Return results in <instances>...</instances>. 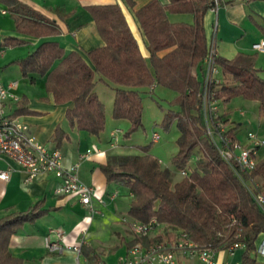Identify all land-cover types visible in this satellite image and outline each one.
Returning <instances> with one entry per match:
<instances>
[{"label":"trees","instance_id":"trees-1","mask_svg":"<svg viewBox=\"0 0 264 264\" xmlns=\"http://www.w3.org/2000/svg\"><path fill=\"white\" fill-rule=\"evenodd\" d=\"M126 1L147 41L148 64L117 4L87 8L103 41L102 47L85 53L89 63L78 52L66 53L52 41L43 42L15 63L22 77L38 75L45 79V91L52 94L56 105H70L65 114L70 128L94 137H100L105 127V108L95 93L97 82L107 84L114 92L112 118L130 124L124 138L142 126L139 89L155 84L177 93L178 112H166L162 120L165 130L175 123L179 134L175 142L177 152L172 158L174 171L163 168L148 147H141L136 155H112L100 171L108 184H117L130 195L126 213L129 220L147 223L155 219L167 235L170 231L182 232L203 249L228 250L242 244V264H255L252 254L259 235L264 233V213L207 135L202 81L194 74L209 53L211 41L205 32L204 18L215 2L168 0L163 5L151 0L136 9L131 0ZM216 2L218 7L231 1ZM0 6L13 20L15 32L21 35L45 39L59 34L56 26L20 0H0ZM168 14H189L193 23H171ZM4 45L17 47L23 42L6 38ZM213 61L225 82L208 83L212 100L223 104L233 98L255 101L258 117L264 118V80L255 68V55L238 54L231 60L215 55ZM24 104V100L18 102L15 115L26 113ZM222 126L236 139V126L230 127L228 120H222ZM66 137L57 127L51 139L56 149ZM196 150L200 156L190 168ZM185 169L189 170L187 177L173 181V172ZM250 176L258 177L264 187V158ZM44 212L36 204L26 212L0 219V264H24L9 253V241L19 227L33 223ZM136 242L142 239H136L128 249ZM83 252L89 256L90 250L83 248ZM94 257L88 259L92 262Z\"/></svg>","mask_w":264,"mask_h":264},{"label":"crops","instance_id":"crops-1","mask_svg":"<svg viewBox=\"0 0 264 264\" xmlns=\"http://www.w3.org/2000/svg\"><path fill=\"white\" fill-rule=\"evenodd\" d=\"M20 1L29 5L39 13L38 15L56 26L59 34L45 39L21 35L15 32L13 20L8 17L5 8L0 6V82L5 86L15 84V92L20 100L25 101L24 111H26V113L15 115L19 107L17 102L11 103L7 107V113L26 123L30 134L35 136L41 144L51 149L57 148L51 139L57 127H60L67 134L58 147L62 154L63 166L69 167L78 163L77 175L80 181L85 185L96 187L98 192L97 198L92 199L97 213L90 214L77 198L55 194V189L60 183V180L55 176L48 175L29 182L22 168L10 159L0 157V171L11 169L10 179L7 182L0 180V219L11 213L26 212L36 204H40V210L45 211L33 223H24L16 230L9 241V253L15 258L21 259L24 264H81L83 260L92 255L96 259L101 258L99 262L115 264L118 258L125 255L129 245L138 238L131 234L126 223L122 227L118 226L119 201L117 200L120 197L125 198L129 204L130 195L119 190V185L108 184L100 171V166L104 165L108 157L112 155H135V152L132 153L131 147L120 143V137L123 134L119 129L111 130L108 138L103 140L101 135L94 137L86 132L70 128L65 119L66 111L70 105H56L52 94L45 91V79L38 75L22 77L19 65L15 62L28 56L43 42L52 41L57 42L66 53L78 52L89 63L85 53L103 46V41L87 9L90 6L117 4L137 41L141 55L148 64L147 41L135 18L134 10L129 7L126 0ZM131 1L138 9L151 0ZM158 1L163 5L168 3V0ZM224 1L231 2L228 5L212 8L204 18L205 32L208 39L213 41L214 53L226 60H231L238 54L255 55V68L258 70V76L264 80V51L253 49L254 44L264 42V0ZM172 15H167L168 20L171 23H176V19L173 18L175 15ZM6 38H17L23 42V46L7 48L4 45ZM14 52L17 55H12ZM205 71L202 63L194 74L199 80H202ZM95 79L97 80L98 77L95 76ZM212 79L217 83L225 82L219 67L212 74ZM101 84L112 91L114 99L112 88L105 83ZM95 93L102 102L97 92V84ZM244 101L258 108L257 102ZM211 104L215 108L216 116L222 117V120H228L230 127H237L236 138L244 142L245 137L238 134L242 122L235 120L233 112L227 109L226 104L221 101L215 100ZM116 130L121 131V134L118 141L114 143L111 134ZM88 150L90 151L88 157L81 159V156ZM262 158L264 156L260 159ZM176 174L178 173L176 172ZM98 199L101 200L100 203ZM106 225L116 226L117 229L111 233V243L108 247L101 249L95 246L99 245L98 243L92 244V237L96 233V227ZM50 230L62 231L65 243L68 245H77L81 242L80 255L77 257L72 252L58 256L50 254L44 246V239ZM158 237L161 236L151 234L142 238L140 243L147 246ZM261 240H264V233L259 235L258 241ZM83 248L90 250L89 256L84 254ZM243 252V248H237L232 252L218 250L214 254V259L216 264H242ZM176 257L184 264H198L196 259H188L180 253H176ZM252 257L256 264L257 259L254 254Z\"/></svg>","mask_w":264,"mask_h":264},{"label":"built area","instance_id":"built-area-1","mask_svg":"<svg viewBox=\"0 0 264 264\" xmlns=\"http://www.w3.org/2000/svg\"><path fill=\"white\" fill-rule=\"evenodd\" d=\"M214 2V8H217L216 0ZM253 49L264 51V42L254 44ZM215 55L212 41L208 56L203 61L206 71L201 80L206 133L221 158L229 165L255 204L264 213V187L258 177L250 176L259 161L258 152L264 146V138L255 132H247L244 142L237 138L233 139L226 133L227 129L222 126L220 116L215 115V108L211 104L215 100H212L213 94H209L207 90L208 83L214 81L212 74L216 72L217 68L213 61ZM15 91L14 83L5 86L0 82V157L8 158L22 168L29 182L48 175L55 176L60 180L55 189L56 195L77 198L90 214L97 213L92 204V199L97 196V188L92 185H85L80 181L77 175L78 163L69 167L63 166V158L59 149H51L41 144L35 136L30 134L26 123L7 113V107L20 100ZM120 134L121 131L119 130L111 134L114 143L118 141ZM159 139V135L153 132L152 141L156 142ZM89 153L88 150L81 156V159H86ZM188 173L189 170L185 169L178 174L184 178L187 177ZM10 174V168L0 171V180L7 182L10 179ZM244 175L247 178H244ZM98 201L101 202L100 199ZM123 222L128 225L129 231L135 238L142 239L151 234H159L161 237L147 246L136 242L124 256L118 258L115 264H184L177 259L176 253H180L188 259H196L198 264H216L215 250L199 247L182 232L170 231L168 233H172L173 237L166 239L163 227L155 219L147 223L135 220L125 221L124 219ZM44 246L51 254L63 255L72 252L78 257L81 253L82 243L68 245L65 243V236L62 231L50 230L44 239ZM237 248L244 249L245 247L242 244H236L231 246L228 251L232 252ZM253 254L257 259L256 264H264V240L257 242ZM97 264L105 263L98 262Z\"/></svg>","mask_w":264,"mask_h":264},{"label":"rangeland","instance_id":"rangeland-1","mask_svg":"<svg viewBox=\"0 0 264 264\" xmlns=\"http://www.w3.org/2000/svg\"><path fill=\"white\" fill-rule=\"evenodd\" d=\"M176 19V23L192 24L193 18L189 14H173L172 16ZM9 18H11L8 15ZM7 17V18H8ZM211 40V39H210ZM212 42V41H211ZM23 45H20L22 47ZM7 47V46H6ZM8 48V47H7ZM10 48V47H9ZM12 55H17L14 52ZM11 55V56H12ZM153 90L150 91L149 88L139 89L140 96L142 98V126L136 132L132 133L129 137L124 138L130 129V124L125 120H114L112 118V108H113V93L109 88L105 87L101 83L97 82V92L101 97L102 103L105 108V127L101 134V139L106 140L108 134L113 129H119L122 131V137H120V143L126 144L132 149V153L135 155L140 152L141 147H148L149 153L156 158L163 168L174 171L172 165V158L176 155V139L178 138V130L176 124L172 123L168 130L162 127V120L166 112H178L179 108L175 104L177 98V93L174 91L165 89L160 86L152 85ZM226 108L233 112L235 120L242 122V126L239 127L238 134L245 137L247 132H255L260 137L264 138V118L258 117L257 108L253 105L245 102L241 98H233L228 103H226ZM219 112V110H217ZM243 112V114H241ZM155 132L159 135L160 139L156 142L152 141V133ZM200 153L196 150L193 153L192 159L189 162L190 168H193V160L198 158ZM264 156V146H262L258 152V159ZM174 180H180L182 177L176 172H173ZM123 193H127L126 189L120 186ZM119 206L117 211L118 226L122 227L124 225L123 219L128 221L127 210H128V200L125 198L118 199ZM96 233L92 237V244L101 249H105L111 243L110 235L116 230V226H102L96 227ZM167 232V231H166ZM165 232V238L173 237V234ZM102 243V244H100ZM98 248V249H99ZM100 249V250H101ZM109 254V253H107ZM101 258H93L92 262L89 259L83 260L81 264H97Z\"/></svg>","mask_w":264,"mask_h":264}]
</instances>
